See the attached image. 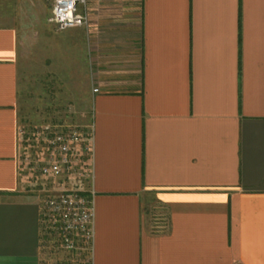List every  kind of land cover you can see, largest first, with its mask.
<instances>
[{"label":"crops","instance_id":"crops-1","mask_svg":"<svg viewBox=\"0 0 264 264\" xmlns=\"http://www.w3.org/2000/svg\"><path fill=\"white\" fill-rule=\"evenodd\" d=\"M0 0V264H42L18 158L20 32ZM90 264H264V0H88ZM166 215L152 228L148 213Z\"/></svg>","mask_w":264,"mask_h":264},{"label":"rangeland","instance_id":"rangeland-1","mask_svg":"<svg viewBox=\"0 0 264 264\" xmlns=\"http://www.w3.org/2000/svg\"><path fill=\"white\" fill-rule=\"evenodd\" d=\"M48 11L40 24H27L28 31L20 32L18 55V158L20 173L28 190L41 202L54 195L68 192L81 198L91 197L87 190L90 180V151L83 143L90 139V97L86 90V73L82 67L80 37L72 29L59 30L48 21ZM77 132L85 140L72 144L68 152V170L45 174L41 170L57 158L50 146L56 134ZM152 228H165L166 215L148 213ZM57 233V232H56ZM42 236V264H90L91 245L78 233L71 235L74 244L66 249L59 234ZM92 244V243H91Z\"/></svg>","mask_w":264,"mask_h":264},{"label":"built area","instance_id":"built-area-1","mask_svg":"<svg viewBox=\"0 0 264 264\" xmlns=\"http://www.w3.org/2000/svg\"><path fill=\"white\" fill-rule=\"evenodd\" d=\"M88 0H51L48 21L59 30H66L85 25L87 17L84 8ZM85 140L77 132L56 134L50 140V146L57 156L48 167L42 168L45 174L58 173L62 167L68 170V152L72 144ZM84 151H90V139L83 144ZM45 212L41 216V227L44 233L59 234L61 244L66 249L74 244L71 235L78 233L88 247L93 237V204L92 197L81 198L76 193L63 192L49 197L45 201ZM57 232V233H56Z\"/></svg>","mask_w":264,"mask_h":264}]
</instances>
